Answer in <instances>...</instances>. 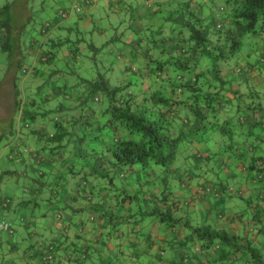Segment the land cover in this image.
Instances as JSON below:
<instances>
[{
	"label": "crops",
	"instance_id": "obj_1",
	"mask_svg": "<svg viewBox=\"0 0 264 264\" xmlns=\"http://www.w3.org/2000/svg\"><path fill=\"white\" fill-rule=\"evenodd\" d=\"M146 1L98 0L86 5L84 0H75L74 4L83 7V11L78 13L71 10L73 7L67 9L66 3L69 0H52L50 16L46 20L50 21V26L43 31L45 21L38 27L35 25L36 40L32 43L29 41L26 47L28 57L30 56L27 63L37 64V75L32 76L29 73V77L18 78L14 64L10 65L2 54L4 57L1 59L7 65L3 68L6 73L0 75V85L2 81L4 89L7 88L4 91L8 94L0 92V141L3 133H16L14 140L8 139V143L4 145L6 162L8 166L20 167L22 171L31 170L33 176L30 177L32 181L29 179L31 183L25 184L22 198H10L11 201L6 207H0L2 220H9L14 225L13 234L0 230V264H46L43 255L48 254L54 256L52 264H175L180 252L172 247L173 230L169 229L160 214H155L166 209L161 200L162 195L167 194L169 200H188L191 205L185 209L189 210L187 215L191 212L190 216L194 220L208 219L209 216L211 223L215 224L216 221L212 220L220 216V211L214 206L218 201L211 198V195L202 198L196 191L199 185L214 183L212 177L208 175V178L205 173L209 170L214 174L210 164L215 163L224 180L238 179L236 185H239L245 181L241 175L235 177L239 170L236 158L242 149L247 146V158H251L253 154H264L262 56L250 60V54L247 53L248 60L237 64L243 68L241 76L234 72L235 64H221L222 74L233 80V84L228 83L225 86L232 99L231 103L220 106L217 117L209 116L210 121L215 120V128L208 131L202 143L193 147L192 141L195 143L199 137L191 139L190 143L184 142L189 154L185 146L181 147L177 160L170 164L169 169L158 165L148 168L124 167L115 162L112 152L108 150L110 143L106 132L109 128L112 131V128L106 124L109 115H105L104 110L107 107L102 102L104 97L100 93L95 94V102L90 110L73 108L85 95L81 96L67 88L78 84L71 81L65 70L78 61L80 52L76 47L62 45L61 38L70 37L75 29L78 32L91 33L92 37L101 38L105 33L108 34V30L97 28L93 24L95 13L102 9L110 12L109 16L114 15V21L135 20L136 24L131 28L133 27L132 30L138 37L131 38L130 49L145 52L144 55H153L154 58L159 55L162 62L176 54L174 51L179 37L177 34L171 35V32L164 30L159 39L165 38L167 41L161 42L158 39L159 44L151 45L146 42V38L154 33L152 24L160 22L159 13H166L154 12L157 9L155 6L147 8ZM61 10H67L69 14L61 16ZM170 35L172 38H168ZM160 46L165 47V50H159ZM92 48L99 51L95 45ZM154 50L159 52L155 53ZM45 54L49 56L47 60L43 57ZM114 59L118 60L117 57ZM114 59L110 56L109 59L100 61L104 66L108 63L111 68L106 67V74H97V77L105 80L109 77L111 85L117 87H123L130 82L131 85H138L136 95L143 100L142 92L150 91L152 84L151 77H142L138 73L147 74V67L143 63L145 61L138 68L135 67L138 72L130 70L135 65L125 66L120 75L127 80L122 82L112 79ZM139 59L131 55L132 63ZM140 80L141 84L138 82ZM96 81L94 76L84 79L83 83L87 87ZM233 85L241 90V96H234ZM26 86L29 87L26 89ZM189 95H175L176 100H181L182 97L184 99V96L188 99V103L182 102L177 113L172 114L177 117L173 127L175 134L187 119L190 120L189 116H181L182 111L189 110L188 107L197 102L195 96ZM24 96H29V99L23 100ZM18 104L21 105L20 108ZM49 110L56 115L51 117L47 113ZM238 110L246 113L242 115L245 117L244 123L237 121ZM28 117L37 121L36 129L32 131L23 130ZM218 127L225 129L219 130ZM86 133L89 136L94 135L96 139L85 140ZM43 137H46V144L40 145ZM16 144L25 145L28 149L25 150L26 156L11 158L9 152ZM35 149L60 153L59 156L53 153L52 161L45 160L48 163L45 165V175L41 178L37 177L40 165L34 160L33 154L29 153V150ZM229 151L235 152L228 153ZM6 170L3 172L12 174V168ZM24 176H27V172H24ZM248 176L247 174L246 193L251 196L255 190L249 189L252 185ZM4 197L10 196L0 194V199ZM154 202L157 206L153 205ZM59 211L63 213V219L56 217ZM55 242L57 245L51 250V245Z\"/></svg>",
	"mask_w": 264,
	"mask_h": 264
},
{
	"label": "trees",
	"instance_id": "obj_2",
	"mask_svg": "<svg viewBox=\"0 0 264 264\" xmlns=\"http://www.w3.org/2000/svg\"><path fill=\"white\" fill-rule=\"evenodd\" d=\"M221 1L173 0L172 3L176 5L175 8L172 5L173 10H168L165 15L159 13L160 20H163L160 22H164L165 19L178 22L177 28L173 27L171 30V35H179L174 51L176 54L165 62L158 59V64L147 70L148 74H140L142 77L149 76L152 79L150 91L142 92L143 100L136 95L138 85H131L130 82L123 87L113 86L109 77L106 80L97 77V81L91 82L84 93L80 92L78 85L67 87L71 92L76 91L81 96L85 95L78 102L79 108L86 110H90L95 102L96 93L106 96L107 104L109 101L104 110L105 115L106 113L109 115L106 124L112 128L111 131L108 127V133L106 132L110 143L108 150L112 152V158L117 164L142 168L158 165L169 169L170 164L172 165L178 158L182 142H190L191 139L199 137L196 141L202 143L208 131L215 128V120L210 121L209 116L217 117L220 106L231 103L232 99L228 96L225 86L228 83L233 84V80L222 74L221 64L235 63L234 72L238 76L243 74V68L237 65L241 62V57L234 62H231V59L242 49L244 37L253 35L264 38V0H226L222 3ZM30 3L31 0H25L23 8L29 7ZM215 3L220 4L217 10L213 8ZM12 10L14 11L10 2L0 8V42L2 43L0 53L5 55L10 65L14 64L18 78L29 73L32 76L37 75V64L32 67L27 65L29 57L26 50L29 41L32 43L36 40L34 26L28 30L25 42L20 44L21 40L17 38L23 33L21 27H16L17 15L13 13L17 14V12ZM153 11L164 10L159 7ZM173 13L176 16H173ZM218 24L221 26L217 27ZM162 26L161 24L158 29L153 30L154 33L146 38V42L159 44L157 43L159 40L167 41L165 38L159 39L164 33ZM14 34L19 37L15 39L16 44L14 42V45H11L7 39ZM171 35L168 38H172ZM11 49H14L13 52ZM160 49L165 50V47L160 46ZM146 56L151 55L146 54ZM2 57L0 60H3ZM43 57L46 60L49 58L48 54ZM24 69L28 72H24ZM131 69L138 72L135 67H130ZM80 80L83 82L84 78ZM70 91L67 92L69 95ZM233 93L236 97L242 92L239 88H233ZM183 94L195 96L199 103L196 102L188 107L194 111L195 117L187 119L180 131L175 134L173 127L177 117L172 114L177 113L182 102L188 103L187 97L176 100L175 95ZM241 112L242 110H238L237 121L240 124L245 122ZM210 122L211 125H208ZM25 126L28 127V122ZM218 128L225 129V127ZM110 134L112 137L108 138ZM87 138L94 139V135L87 134L84 139ZM25 150V145L16 144L9 155L11 158L24 156ZM29 153L33 154L34 160L40 165L38 178L45 175V165L48 163L45 160L52 161L53 153H56L55 156L60 155L54 150L44 152L42 149L29 150ZM236 160L239 170L235 169L237 171L235 177L241 175L245 179L244 183L234 186L223 182L218 185L211 183L218 193L201 195L202 198L211 195V198L218 201L214 206L220 211V216L212 220L216 221L215 224L211 223L209 216L208 219L194 220L190 216L191 212L187 215L189 210L185 209L191 205L188 200H169L167 194L162 195L161 200L166 209L155 214H160L162 220L169 225V229L173 230L172 247L180 252L174 261L175 264H264V154H253L251 158H247L246 146ZM247 174L252 185L249 189L255 190L251 196H247L246 193ZM230 196L244 201L245 205L238 204V207L228 209L226 200L231 198ZM7 200V197L0 199V207H6ZM153 205L157 206V203L154 202ZM59 212L56 217L63 219V213ZM220 223L222 225H218ZM0 230L4 231L1 228ZM7 233H14V225ZM56 245V242L52 244L51 250ZM50 256L53 258H49ZM43 260L46 264H52L54 256L43 255Z\"/></svg>",
	"mask_w": 264,
	"mask_h": 264
},
{
	"label": "rangeland",
	"instance_id": "obj_3",
	"mask_svg": "<svg viewBox=\"0 0 264 264\" xmlns=\"http://www.w3.org/2000/svg\"><path fill=\"white\" fill-rule=\"evenodd\" d=\"M58 1V0H57ZM165 1V2H164ZM162 2V0H153V5L155 6L157 9L159 7H162L163 10L165 12H168V10H173L172 5L175 6L172 1L169 2V0H164ZM181 1V0H179ZM226 0H222V2H224ZM10 2L12 4V9H14L13 12H17L13 13L15 15H17L16 17V27H21V32L23 33L20 34V37L18 35H13V36H9L7 41L8 43H10L11 45H14V42L16 44V37L17 40H21L20 44H23L25 42V36L27 35L28 30L37 25L40 26L44 21L46 22V20H48L49 16H50V11L52 8V0H31V3L29 5V7H24V2L25 0H0V8L3 7L6 3ZM74 2L75 0H69V3L67 6V9H70L72 7H74ZM155 2V3H154ZM157 4V6H156ZM14 5V6H13ZM171 5V6H170ZM220 4H213V8L217 10V8L219 7ZM146 7L149 8L146 4ZM26 8V10H24ZM110 12L106 11L104 9H102L100 12L95 13L94 15V26H98L97 28H104L106 30H108V34L105 33L104 36H102L101 38L99 37H92L91 33H87V32H78L76 29L74 30V32L72 33V35L70 37H66V38H61L62 41V45L68 46L69 48H74L76 47L79 50V56L77 58L78 61L76 63H73L70 69H66V75L69 76V78H71L73 82L77 83L78 86L80 87L81 90L85 91L86 90V86L84 85V83L82 82V80H80V78H84V79H91L94 76L97 78V74L101 73V74H105L107 68H111V66H109V64L107 63L105 66L100 62L101 60H106L109 59L110 56H112V58L114 59L115 57L118 58V60L114 59V63H113V69H111V72L114 77L112 78L113 80H121L122 82H125L127 80V78H122L121 77V73L123 72L122 70L125 68V66H134V67H139L141 66L142 61H145L143 63L146 64L147 70L149 71L151 67L153 66H149L148 64H155V66L158 64L157 61L159 59V55L157 57H151V56H146L144 55L145 52H139L137 50H132V48L130 49L129 46L132 43L131 38H137L138 34H136L131 26H134L135 20L133 21H125L124 19L121 21H114V19L112 18L114 15L109 16ZM173 16H176L175 13H173ZM30 17V19L28 18ZM29 19V20H28ZM158 21H163L158 19ZM163 25V29L167 30L168 32H171L172 28H177L178 22L173 21V20H164V22H154L152 24V30H156L158 29L157 27L159 25ZM4 33V32H3ZM145 34V33H144ZM141 36V35H140ZM28 37V36H27ZM69 39V40H68ZM244 39V45L242 46V49L240 50V52H238L235 56H233V59H231V62H234L235 60H237L239 57H241V62H243L242 60H248L247 57V53H250V60L256 59L257 57H264V52H262L263 47V43H264V38L262 37H257V36H246L243 38ZM149 44L151 45L152 42L149 41ZM93 45L97 46L99 48V51H95L93 47ZM2 46V43L0 42V47ZM131 47V46H130ZM12 50V49H11ZM14 50V49H13ZM12 50V52H13ZM133 51V53H131ZM155 53H158L159 50H154ZM153 52V50H152ZM119 53H122L121 55H118ZM131 55L140 58L139 61H135V63L131 62ZM2 53H0V57H2ZM30 58V56H29ZM28 58V59H29ZM27 59V60H28ZM111 59V58H110ZM238 61V60H237ZM0 75L5 74V69H3L7 63L4 62V60H0ZM79 62V63H78ZM239 62V63H241ZM105 64V63H104ZM235 64V63H234ZM27 65L29 67L34 66V64L32 63H27ZM149 66V67H148ZM107 67V68H106ZM165 67V66H164ZM139 71V70H138ZM139 74H141L142 72H138ZM20 74V73H19ZM148 74V73H147ZM21 76V75H20ZM31 75H27L25 74L24 77H29ZM66 76V77H67ZM68 78V77H67ZM168 79V78H167ZM170 79V77H169ZM141 84V80L138 81ZM4 86L3 82L1 81V85H0V92L3 91V93L8 94L6 91H4ZM29 86H26L25 88L27 89ZM234 88V85H233ZM3 89V90H2ZM128 91V90H127ZM5 94V95H6ZM101 95H103L102 93H100ZM31 97H34L33 95H31ZM29 99L28 97H23V100H27ZM103 103L107 104V98L106 96L103 98L102 100ZM76 107H80V104L77 103L73 108ZM54 111L49 110V112L47 111V113H50V116H55L56 114L53 113ZM242 113V112H241ZM244 115L246 113H243ZM182 117L185 116H189V118H194L195 117V113L192 110H187L184 109L181 113ZM28 120V127H26L25 125L23 126V130H27V131H32L34 129H36V124L37 121L34 118H27ZM184 120V118H183ZM25 124V122H24ZM16 137V133H3L2 136V140L0 141V194H8V196H10L8 198V201L10 202L11 199L13 198L16 199V197L18 198H22L24 196V191L23 188L25 186L26 183L30 184L32 179L30 177L33 176V172L31 170H27V171H22V169L20 167H16L13 168L14 166H8L7 164V157L6 155H4V145L7 142L8 139L10 140H14V138ZM111 134L108 135V138H111ZM190 143V142H187ZM193 143V147L196 146V144H199L197 141ZM40 145H45L46 144V137H43L42 140L39 142ZM187 151V154H189V150L188 148H186V144L184 142H182L181 147H184ZM188 147V146H187ZM27 150V148H26ZM203 150V149H201ZM195 152V151H194ZM193 153V152H192ZM228 153H231L230 151ZM24 156H26V152L24 154ZM3 159V160H2ZM182 159V158H181ZM180 159V160H181ZM187 159V158H186ZM184 160V158H183ZM194 164V163H193ZM195 165V164H194ZM210 168H213L214 170V174H211L210 171H206V175L208 177V175L211 178V180L214 182L215 185H218L219 183L223 182L227 185H236V182L238 181V179H229V180H224L223 179V175L222 172L219 171L218 168H216L215 163H211L210 164ZM6 168H12V174H6L3 171H7ZM203 169L205 170V166L203 167ZM24 172H27V176H24ZM244 175V174H243ZM166 176H164L165 178ZM209 178V177H208ZM237 178V177H236ZM31 181H30V180ZM170 179V178H168ZM172 181L170 182L171 187L172 186ZM204 184H206V182H203ZM27 184V186H28ZM236 187V186H235ZM176 191H180V189H175ZM231 198L227 199V207L228 209L232 210V208L234 207H238V204L240 205H245L244 201L239 200L237 197L234 196H230ZM8 202V203H9ZM144 205V204H143ZM24 211V209H22ZM2 213L0 212V221L2 220L3 217H1ZM6 220V219H5ZM9 221V220H8ZM10 223H12L11 221H9ZM13 224V223H12Z\"/></svg>",
	"mask_w": 264,
	"mask_h": 264
},
{
	"label": "built area",
	"instance_id": "obj_4",
	"mask_svg": "<svg viewBox=\"0 0 264 264\" xmlns=\"http://www.w3.org/2000/svg\"><path fill=\"white\" fill-rule=\"evenodd\" d=\"M98 0H84V3L86 5H90V4H93V3H96ZM103 1H109V0H103ZM146 4L147 6L150 8L152 7L153 5V0H147L146 1ZM72 11L74 12H78V13H81L83 11V7L79 4H75L74 7L71 9ZM60 14L62 16H67L69 14V12L67 10H62L60 12ZM50 26V22L49 21H46L43 23V31H46V27ZM221 25L218 24L217 27H220ZM24 72H28V70L24 69L23 70ZM196 191L201 194V195H205V194H217L218 193V190L216 188H213L211 185H199L197 188H196ZM8 200L6 201L5 205L8 204ZM0 228L3 229L5 232H10L11 229H13V224L10 223L9 221H2L0 223ZM49 258H53L52 256H50Z\"/></svg>",
	"mask_w": 264,
	"mask_h": 264
}]
</instances>
